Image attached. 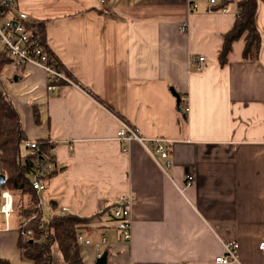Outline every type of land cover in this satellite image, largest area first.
I'll use <instances>...</instances> for the list:
<instances>
[{
    "label": "crops",
    "instance_id": "crops-1",
    "mask_svg": "<svg viewBox=\"0 0 264 264\" xmlns=\"http://www.w3.org/2000/svg\"><path fill=\"white\" fill-rule=\"evenodd\" d=\"M200 2L191 12L187 0H18L45 28L48 49L77 86L50 91L44 69L11 63L0 73V90L17 108L28 142L54 145L59 172L42 191L45 202L61 215H97L91 234L79 230L93 241L77 243L84 264H96L103 237L107 264H218L229 242L239 246V262L231 264H264V3L259 53L243 57L244 36L222 67L237 5L212 12ZM183 23L186 33L178 31ZM121 121L164 140L171 167L164 171L139 142H121ZM190 174L195 181L184 187ZM127 196L130 243L112 215ZM14 221L7 228L0 214V259L35 264Z\"/></svg>",
    "mask_w": 264,
    "mask_h": 264
},
{
    "label": "trees",
    "instance_id": "trees-1",
    "mask_svg": "<svg viewBox=\"0 0 264 264\" xmlns=\"http://www.w3.org/2000/svg\"><path fill=\"white\" fill-rule=\"evenodd\" d=\"M234 0H225L220 5L209 10L219 11L224 6L234 3ZM264 0H237L238 19L230 32L224 36L223 48L219 55L222 67L229 63L228 56L233 48V43L245 36L246 47L244 58H249L261 48V33L257 28V11L259 3ZM45 48L49 58L56 68L63 71L66 76L73 79L64 70L62 64L48 49L45 28L41 25ZM13 63L6 52H0V73L6 66ZM64 85L65 83L59 82ZM59 87L58 89H60ZM36 122H40L39 110L35 109ZM28 137L23 130L17 108L8 94L0 90V173L6 176V183L0 189V200L3 191H8L13 196V209L16 217H20V246L25 257L35 264H84L80 246L76 243L74 233L76 230L93 232L92 224L97 215L91 218L73 214H59L58 208L50 203L51 212L45 216L42 208V194L34 188V177L43 184L59 172L55 164L54 145L49 140L38 141L37 148L32 153L26 147ZM27 150L25 154L23 150ZM49 165L52 167L49 168ZM41 169H45L41 173ZM41 170V171H40ZM15 198L18 200L15 201ZM113 215V214H112ZM29 232L31 234H29ZM55 248L62 254V261L56 258ZM0 264H11L8 260L0 259Z\"/></svg>",
    "mask_w": 264,
    "mask_h": 264
},
{
    "label": "built area",
    "instance_id": "built-area-1",
    "mask_svg": "<svg viewBox=\"0 0 264 264\" xmlns=\"http://www.w3.org/2000/svg\"><path fill=\"white\" fill-rule=\"evenodd\" d=\"M103 1V0H97ZM189 10L197 11L200 9V0H187ZM208 4V8L220 5L225 0H205ZM229 6L222 7L219 11L227 12ZM187 24H182L179 26L178 31L180 33L187 32ZM41 25L36 21H32L28 14L21 11L18 7V0H0V52H6L13 63L19 66H28L33 64L40 69H44L49 78L48 89L50 91L56 92L59 87L64 85H74L77 83L68 78L65 73L56 68L49 58L47 49L45 48V43L43 36L40 33ZM204 57L199 58L200 63L204 61ZM59 82L65 83L64 85L59 84ZM190 107L184 110L189 112ZM119 139L121 142H139L145 150L153 157V159L164 169L171 167L172 162H170V150L168 146L165 145L164 140L160 139H150L145 138L142 133L139 132L137 128L129 126L126 122L121 121V127L118 130ZM37 142H27L26 147L30 149L32 153H35V148H37ZM55 154L54 148L52 149ZM162 160V162H160ZM52 166L49 165V168ZM43 170V171H41ZM41 173H44L45 169H41ZM34 188L39 192L46 189L47 185L43 184L38 178L34 177ZM195 181L194 175H185L183 177L184 187H190ZM182 190V188H179ZM183 191V190H182ZM2 199L4 203L0 208V214L3 216L6 227H9V220L12 218L13 209V197L8 191H3ZM132 197H120L114 204L115 209L113 211V216L115 221H117V230L121 239L130 243L132 235ZM63 209V214H65ZM1 229V225H0ZM29 234H31L29 232ZM76 243L78 244H92V238L87 236L84 232L76 230L74 233ZM107 237H103L101 243L95 244L98 258L102 257L103 250L102 247L106 246ZM225 254L215 259L218 264H231L238 261L237 252L239 249L237 242H229L224 244ZM260 249L264 252V243L260 244Z\"/></svg>",
    "mask_w": 264,
    "mask_h": 264
},
{
    "label": "rangeland",
    "instance_id": "rangeland-1",
    "mask_svg": "<svg viewBox=\"0 0 264 264\" xmlns=\"http://www.w3.org/2000/svg\"><path fill=\"white\" fill-rule=\"evenodd\" d=\"M235 2L234 3H232L233 5H236V3H237V0H234ZM24 151V153L25 154H27L28 153V151L27 150H23ZM42 201H43V206H42V208H44V210H45V216H46V218H47V216L49 215V213L51 212V208H50V206H49V203L48 202H45V194L42 192ZM16 200H18V198H15V201ZM1 205L2 204H0V207H1ZM13 215L15 216V223L16 224H19V221L21 220V218L20 217H16L17 215H16V213H15V211H14V213H13Z\"/></svg>",
    "mask_w": 264,
    "mask_h": 264
},
{
    "label": "water",
    "instance_id": "water-1",
    "mask_svg": "<svg viewBox=\"0 0 264 264\" xmlns=\"http://www.w3.org/2000/svg\"><path fill=\"white\" fill-rule=\"evenodd\" d=\"M175 95L179 98V94L175 92ZM6 176L4 174L0 175V189L1 187L6 183ZM107 253L103 254L102 257H100L96 264H107Z\"/></svg>",
    "mask_w": 264,
    "mask_h": 264
}]
</instances>
